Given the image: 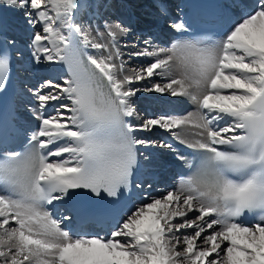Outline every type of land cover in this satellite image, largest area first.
I'll use <instances>...</instances> for the list:
<instances>
[{"label": "snow or ice", "instance_id": "6c2138e0", "mask_svg": "<svg viewBox=\"0 0 264 264\" xmlns=\"http://www.w3.org/2000/svg\"><path fill=\"white\" fill-rule=\"evenodd\" d=\"M0 6L19 16L30 61L59 73L28 89L37 125L26 143L0 130V264H264V0L221 5L236 18L210 37L165 21L170 46L145 40L127 59L130 29L102 16L103 30L93 26L99 13L82 15V0ZM16 41L0 27V92ZM140 92L195 110L141 117ZM154 131L173 139L156 146L177 161L183 146L200 163L115 219L133 190L152 187L139 174ZM105 222L106 233L93 230Z\"/></svg>", "mask_w": 264, "mask_h": 264}, {"label": "bare ground", "instance_id": "6f19581e", "mask_svg": "<svg viewBox=\"0 0 264 264\" xmlns=\"http://www.w3.org/2000/svg\"><path fill=\"white\" fill-rule=\"evenodd\" d=\"M124 1L126 6L130 7L133 5L134 7H131L129 9V13L135 10L137 13H142L144 15L153 16L154 14H157L158 11L151 9L148 4L150 1H144V4L139 3V0H122ZM184 0H168L164 3H158V5L162 6L166 12V16L161 13L162 16V22L157 24H152L150 28H148L151 32L154 31V41H157L155 45H162V46H169L170 37L171 39L176 38V34L167 27L166 22L170 24L174 18L179 16V12L183 10V7H181ZM114 2V0H82L83 8L81 9V14H87L88 17H91L94 12H98L99 15L97 16V20L99 23L97 24L96 21H93V26H99L101 30H103V20L100 19L102 16L104 19H107L104 15V11L109 12V7H104V5H109L110 3ZM232 0H229V3H231ZM171 6L175 7V12L170 11ZM12 11L7 6H0V17L5 25V31L8 33L9 36L15 35L17 37L16 41V47L19 49L20 54L13 55L12 56V65H14L15 73H13L14 76L18 74V71L20 75H17V79L14 80V90H13V104H14V115L10 118L11 122L14 123L16 126L21 128L25 134H30L31 130H33L36 125L37 121L32 118V116L24 111L25 106L31 108L34 107L35 101L33 97L28 93V88L24 86L25 83H34L33 86H39V84L42 82L41 79L44 77H51L59 75L58 72L52 71L50 69L37 66L34 63H32L29 59L28 53L30 52V49L26 46V40L27 35L25 32L18 27L19 21L15 20L12 17ZM160 14V12H159ZM120 15V14H119ZM236 18V15L234 19ZM129 20V18H128ZM146 23H150V20H143ZM152 28V29H151ZM152 35V34H151ZM152 37V36H151ZM141 35L137 31H131L129 34L125 37H123L120 40V44L122 47V50L124 51L125 55L128 54L130 50V46L133 45L143 46L144 42H141ZM151 39V38H149ZM147 40V39H146ZM129 41H132V45L129 44ZM164 42H168L165 44ZM124 45H127L128 47H124ZM145 46V45H144ZM141 48V47H139ZM144 58L136 59L129 61V63L138 66L139 63ZM25 71H31L33 74H24ZM44 71L45 73H42ZM29 73V72H28ZM38 74V75H36ZM157 82H160L157 80ZM150 84H147L146 82H140L137 86L143 87ZM160 94H152V93H145L140 92L138 93L137 97L134 98V106L139 109L142 108L140 106V103L147 105L149 103L155 104V107L153 110L150 111V109L147 108L146 116L149 114V117L155 116V115H161L164 113H182L187 114L188 112L195 110V105H193L190 101H185L183 104H168L163 100H160L159 97ZM31 101V103H29ZM148 106V105H147ZM148 117V116H147ZM178 131V130H177ZM157 134V138L159 140L164 141H170L173 142V139L168 136L166 138V134L163 131H154L150 136L148 137H154V134ZM146 135V134H145ZM157 142V141H156ZM157 144V143H156ZM156 144H152L151 146H148L147 148L141 149L143 155L148 156L151 163L141 170V174L144 177V180L147 179L151 184L154 190H156L155 186L160 185L162 186L161 189H167L171 190L173 186L178 185V183L181 181V177L178 173V170L176 166L178 164H186L188 165V162L190 161L191 154L189 150H185L183 146L179 148L181 152L186 157V161H177V159H168V156L170 152L167 149H161L156 146ZM146 169H150L153 171L158 177L159 181H155L153 178L150 177L149 173L146 172Z\"/></svg>", "mask_w": 264, "mask_h": 264}, {"label": "rangeland", "instance_id": "374dc122", "mask_svg": "<svg viewBox=\"0 0 264 264\" xmlns=\"http://www.w3.org/2000/svg\"><path fill=\"white\" fill-rule=\"evenodd\" d=\"M134 5V4H133ZM131 6V7H134V6ZM131 7H130V5L128 6V8H130L131 9ZM115 10H116V12L118 13V14H120V15H124V12L122 11V9H120V8H115ZM107 12V11H106ZM137 15H144V14H142V13H137ZM157 17V16H156ZM143 18H146L145 16H143ZM147 18H149V17H147ZM158 18V17H157ZM115 19H116V17H115ZM137 22H139V21H137ZM138 24V26L139 27H141V28H144L145 30H147L148 28H145L144 26V24L143 23H141V22H139V23H137ZM151 34H153V32H151ZM144 37H145V39L144 40H151V41H153V37H151L150 35H148V34H144L143 35ZM149 38H151V39H149ZM131 44H133V43H131ZM139 47H143V46H138V48ZM130 50H132V48H130ZM126 56V55H125ZM125 56H124V58H125ZM131 65V64H130ZM133 66H135V65H133ZM29 72V74H30V71H27V73ZM42 73H45L44 71H42ZM34 75V74H33ZM36 75H38V74H36ZM41 81H42V79H41ZM30 86H32L31 88H33V85L31 84ZM30 86L29 85H27L26 83H25V87H27L28 89L30 88ZM185 105H187L186 103H185ZM144 106H142V110L141 111H145V112H147V108H143ZM143 115V114H142ZM148 117H149V114L147 115ZM143 117V116H142ZM152 141H154V142H156L157 141V139L156 138H154V137H151L150 138Z\"/></svg>", "mask_w": 264, "mask_h": 264}]
</instances>
